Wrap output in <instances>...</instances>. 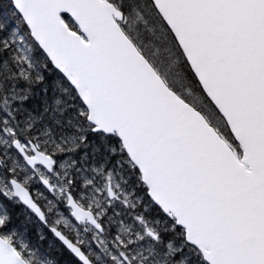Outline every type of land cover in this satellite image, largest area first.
<instances>
[{
	"label": "snow or ice",
	"instance_id": "snow-or-ice-1",
	"mask_svg": "<svg viewBox=\"0 0 264 264\" xmlns=\"http://www.w3.org/2000/svg\"><path fill=\"white\" fill-rule=\"evenodd\" d=\"M29 226L67 264H264V0H0V264H61Z\"/></svg>",
	"mask_w": 264,
	"mask_h": 264
},
{
	"label": "flooded vegetation",
	"instance_id": "flooded-vegetation-1",
	"mask_svg": "<svg viewBox=\"0 0 264 264\" xmlns=\"http://www.w3.org/2000/svg\"><path fill=\"white\" fill-rule=\"evenodd\" d=\"M21 222L23 223V217H18L17 218V223L22 226ZM33 233H35V231H34V229L31 228L30 229V233L28 234V239H30L32 244L38 245V246H40L41 248H44V249H47V248H52V249L56 248L57 250L60 249V246L58 244L55 245V246H50V244H51L50 241H38L37 238H36V235H30V234H33ZM45 247H47V248H45ZM57 253H58V251H57ZM57 257H58V255H57Z\"/></svg>",
	"mask_w": 264,
	"mask_h": 264
},
{
	"label": "trees",
	"instance_id": "trees-1",
	"mask_svg": "<svg viewBox=\"0 0 264 264\" xmlns=\"http://www.w3.org/2000/svg\"><path fill=\"white\" fill-rule=\"evenodd\" d=\"M28 232H30V231H28ZM33 235H35V233H33ZM45 248H47V247H45ZM57 251H58V253H57ZM46 252L50 257L59 259L61 261V264H67L68 257L66 255L61 254L59 249L57 250L56 248H53V249L47 248ZM57 255H58V257H57Z\"/></svg>",
	"mask_w": 264,
	"mask_h": 264
},
{
	"label": "rangeland",
	"instance_id": "rangeland-1",
	"mask_svg": "<svg viewBox=\"0 0 264 264\" xmlns=\"http://www.w3.org/2000/svg\"><path fill=\"white\" fill-rule=\"evenodd\" d=\"M30 229H31V228L28 227V231H30ZM21 230H23V227H22V226H21ZM29 240H30V239H29ZM36 246H37V245H36ZM50 246H53V245L50 244ZM37 247L40 249L41 253H43V254H47V253H46V249L41 248V247H39V246H37Z\"/></svg>",
	"mask_w": 264,
	"mask_h": 264
}]
</instances>
